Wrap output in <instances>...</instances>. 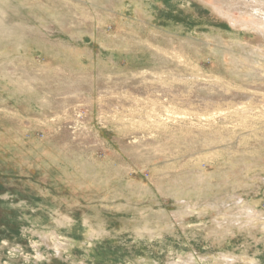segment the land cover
<instances>
[{
    "label": "rangeland",
    "instance_id": "rangeland-1",
    "mask_svg": "<svg viewBox=\"0 0 264 264\" xmlns=\"http://www.w3.org/2000/svg\"><path fill=\"white\" fill-rule=\"evenodd\" d=\"M218 1L0 6V264H264V39Z\"/></svg>",
    "mask_w": 264,
    "mask_h": 264
},
{
    "label": "bare ground",
    "instance_id": "bare-ground-1",
    "mask_svg": "<svg viewBox=\"0 0 264 264\" xmlns=\"http://www.w3.org/2000/svg\"><path fill=\"white\" fill-rule=\"evenodd\" d=\"M17 3H20V1L21 0H0V6L2 7V11L3 12H8V11H11L12 10V6H13V4H16V2ZM24 1V0H23ZM96 1V0H95ZM106 1V0H105ZM110 1V0H109ZM116 2H118V1H120V2H123L124 3V0H115ZM221 1V0H220ZM220 1H218V2H220ZM248 2H247V5L245 6V8H244V10H245V14L249 17V20H240V19H237V18H234V17H232L230 14H227L226 15V18L228 17L230 20V22L233 24V25H238V24H240L239 26L240 27H242V26H247V27H250L251 29H256L257 31H258V34L260 35V37L261 38H263L264 39V0H247ZM15 2V3H14ZM99 2H101V1H99ZM98 2V3H99ZM23 3V2H22ZM22 3H20L21 5H22ZM24 3H26V1L24 2ZM96 3V2H95ZM140 3H142V2H140ZM139 3V4H140ZM26 4H28V2L26 3ZM145 4V3H144ZM230 4V3H229ZM228 4V5H229ZM101 5V4H100ZM124 5V4H123ZM123 5H121V4H119L118 3V5L116 6V8L118 9V11L119 10H121V9H124L125 7V5L123 6ZM135 5V4H134ZM40 6V5H39ZM44 6V5H43ZM0 7V8H1ZM18 7V6H17ZM24 7V6H23ZM41 7V6H40ZM123 7V8H122ZM21 8V7H20ZM215 8V10H216V13L218 14V15H221V16H225V13L223 12V10L222 9H220L221 7H214ZM15 9V8H14ZM134 10H133V12H134V14H137L138 16L140 15V16H142L143 18H145L146 19V17H147V12H145V10L143 9V10H140L141 9V5H136L135 6V8H133ZM225 9V8H224ZM17 10V9H16ZM47 10V9H46ZM116 10V9H115ZM1 11V10H0ZM44 11V10H43ZM3 12H0V17H1V14H3ZM17 13H15V16L19 13L18 11H16ZM27 12V11H26ZM25 12V13H26ZM47 12V14H46V16H48V17H51V18H54L55 17V15H54V13H52L51 11H46ZM4 13V14H5ZM22 14V13H21ZM43 14H45L44 12H43ZM26 15H28V12H27V14ZM34 15V14H33ZM52 15H54V16H52ZM217 15V16H218ZM2 16H4V15H2ZM30 16V15H29ZM38 16H40V17H42L41 15H38ZM37 16V17H38ZM5 17V16H4ZM8 17V16H7ZM33 17V16H32ZM151 17V16H150ZM6 18V17H5ZM12 18V17H11ZM2 19H3V17H2ZM26 19V18H25ZM34 19H36V18H34ZM48 19V18H47ZM50 19V18H49ZM39 20V19H38ZM43 20V19H42ZM55 20H56V22H59L60 20L59 19H57L56 17H55ZM54 20V21H55ZM228 20V19H227ZM19 21V20H18ZM28 21V20H27ZM35 21H37V20H35ZM34 21V22H35ZM44 21V20H43ZM64 20H62V22H63ZM20 22V21H19ZM52 22V21H51ZM65 22H67V21H65ZM21 23V22H20ZM41 23V22H40ZM40 23L39 24H35L34 23V27H32V29L34 28L35 30H33V34H35V35H41V33H42V29H43V26H41L40 25ZM46 23H47V21H46ZM49 23V22H48ZM1 25H0V30L2 29L3 30V32L4 33H6L8 36L13 32H15V27H17V24H15L14 26L12 25V27H9L8 25L7 26H4V25H2V23H0ZM64 23H60L59 22V26H61V27H63V26H65V24L63 25ZM19 25V24H18ZM22 25H24L23 23H22ZM25 25H27V24H25ZM32 25V24H31ZM46 25V24H45ZM21 27V26H20ZM26 28V27H25ZM48 28H50V27H48ZM58 28H60V27H58ZM63 28H65V27H63ZM20 29V28H19ZM30 29V28H29ZM61 29V28H60ZM75 29V28H74ZM14 30V31H13ZM23 30V29H22ZM22 30L20 31V32H22ZM31 30V29H30ZM52 30V29H51ZM50 30V31H51ZM76 30V29H75ZM78 30V29H77ZM25 31V30H24ZM37 31H40L39 32V34H37ZM56 31V30H55ZM62 31V30H61ZM254 31V30H253ZM1 32V31H0ZM19 31H18V33H20ZM31 32V31H30ZM56 32H58V31H56ZM12 33V34H13ZM73 33H74V31H71L69 34L70 35H73ZM24 34V33H23ZM81 34H84V32H78V33H76L75 35H77V36H81ZM13 36V35H12ZM18 36V35H17ZM14 38V37H13ZM101 40H104L105 41V39L104 38H100ZM15 40V39H14ZM213 40V39H212ZM220 40V39H219ZM222 40V39H221ZM12 41V40H11ZM21 41V40H20ZM103 41V42H104ZM107 41V40H106ZM220 42V41H219ZM52 44V43H51ZM231 44V43H230ZM233 45H234V43H232ZM232 44H231V46H232ZM100 45H102V44H100ZM223 45H225V44H223ZM240 45V44H239ZM21 46H24L22 43H21ZM229 46V45H228ZM242 46V45H241ZM44 47V46H43ZM114 47V46H113ZM47 48H48V45H47ZM45 49V52L46 51H48L49 49ZM67 48H70V47H68L67 46ZM20 49V48H19ZM66 49V48H65ZM61 49L60 51H61V53L62 54H67V52L68 51H72L73 49ZM106 49V48H105ZM217 49V48H216ZM230 49V48H229ZM43 50H44V48H43ZM51 51V50H50ZM74 51V50H73ZM72 51V52H73ZM75 52V51H74ZM211 52V51H210ZM252 52V51H251ZM216 55V54H215ZM247 61V60H246ZM253 65V64H252ZM253 71V70H252ZM57 241V240H56ZM57 248L56 249H58L59 250V247L61 246L60 245V242H56L55 244H54ZM55 248V247H54ZM55 249V250H56ZM59 252V251H58ZM181 263H183V264H185L184 263V261L183 262H181ZM177 264H179V263H177Z\"/></svg>",
    "mask_w": 264,
    "mask_h": 264
},
{
    "label": "crops",
    "instance_id": "crops-1",
    "mask_svg": "<svg viewBox=\"0 0 264 264\" xmlns=\"http://www.w3.org/2000/svg\"><path fill=\"white\" fill-rule=\"evenodd\" d=\"M72 40H73V41H74V40L76 41V38H73ZM68 42L70 43V41H68ZM78 42H79V41H78ZM57 44H59L58 47H62V44H61V43L57 42ZM69 47H71V46H69ZM64 48H66V49H70V48H67V46H65V45H64ZM36 49H38V48H36ZM39 50H40V49H39Z\"/></svg>",
    "mask_w": 264,
    "mask_h": 264
}]
</instances>
